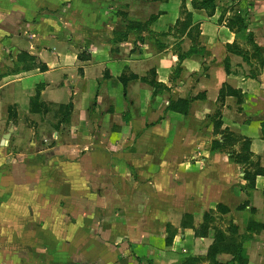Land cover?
<instances>
[{
  "label": "crops",
  "instance_id": "crops-1",
  "mask_svg": "<svg viewBox=\"0 0 264 264\" xmlns=\"http://www.w3.org/2000/svg\"><path fill=\"white\" fill-rule=\"evenodd\" d=\"M213 228L264 264V0H0V264H209Z\"/></svg>",
  "mask_w": 264,
  "mask_h": 264
},
{
  "label": "trees",
  "instance_id": "trees-1",
  "mask_svg": "<svg viewBox=\"0 0 264 264\" xmlns=\"http://www.w3.org/2000/svg\"><path fill=\"white\" fill-rule=\"evenodd\" d=\"M211 2L212 0H206ZM182 100H178L173 106V109H176L178 103H180ZM63 107V106H61ZM220 125V123H219ZM218 125V126H219ZM231 140H234V136L231 132L227 131V129H224L222 132V142H214V147H221L225 148V144L227 142H230ZM246 148H248V142L245 143ZM249 154L246 155L244 160H248ZM247 177H250L249 174H247ZM221 208V206H218V210ZM221 210V209H220ZM225 211V210H223ZM211 214L212 212L209 211L204 214L202 222L199 226L194 227L195 234L198 236H206L209 232V229L211 228L209 225V222L211 220ZM186 216V217H185ZM184 220L182 219V226H185L186 224H192L191 221H185L186 219L191 220V216L185 215ZM212 229V228H211ZM214 229L213 232V242L209 246L207 254L205 259L208 260L209 264H232L234 261H236L237 264H247L248 258L246 255L245 249L242 247V244L238 243L234 237H227L225 233L218 229ZM169 243V241H167ZM221 253H226L231 255V259L223 262L218 260V255Z\"/></svg>",
  "mask_w": 264,
  "mask_h": 264
}]
</instances>
